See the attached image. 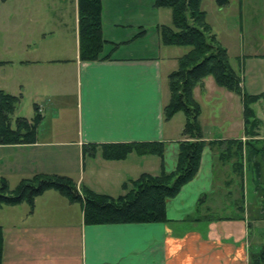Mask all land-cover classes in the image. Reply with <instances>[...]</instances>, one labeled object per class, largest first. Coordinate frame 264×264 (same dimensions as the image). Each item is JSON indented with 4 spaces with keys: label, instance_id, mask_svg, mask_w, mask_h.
I'll list each match as a JSON object with an SVG mask.
<instances>
[{
    "label": "crops",
    "instance_id": "0c3cea01",
    "mask_svg": "<svg viewBox=\"0 0 264 264\" xmlns=\"http://www.w3.org/2000/svg\"><path fill=\"white\" fill-rule=\"evenodd\" d=\"M100 2L101 35L105 42L103 55H108V59L81 62L78 59L77 0H0V9H4L1 20L4 22V43L10 53L14 48L11 43L17 42L22 49L20 57H10L4 65L25 70L24 75L31 69V74L35 76L32 83H40L46 89L47 85L53 86V91L41 97H45L58 113L62 110L56 118L51 116L54 111L50 107L46 109L44 105H33L43 117L37 129L36 142L32 145L0 146V149L15 152L31 149L25 163H31L39 170L32 174H44L50 172L43 168L51 161L43 163L47 154L39 149L55 145L75 147L79 160L83 162L86 157L88 161L87 170L84 165L78 179H72L77 186L83 185L94 193L117 197L122 194L121 185L124 182L136 179L142 173L157 175L160 160L155 156L130 154L122 161H105L99 149L95 157L84 155L85 147L163 142V168L167 173L173 172L185 118L174 122L178 113L164 122L162 110L169 99L167 77L176 69L177 59L182 55L174 54L176 57H173L171 53L165 54L163 48L169 47L163 46L157 37L150 38L156 19L150 23L143 17L145 10L151 13L153 9H158L152 0ZM41 10L48 12L49 24L55 26L53 28L58 34L57 41L61 45L57 48V59H38L43 58L41 54L45 50H40V54L37 42L45 41V35L52 33L44 30L45 19L41 23L38 20ZM156 31L159 33L158 29ZM68 34L71 48L67 52L62 41ZM248 58L259 61L262 66V88L247 93L241 84L242 90L249 95H261L262 99L256 104L264 106V49L262 53L251 54ZM21 84L24 89L28 82L22 80ZM193 98L201 109L199 123L202 139L206 143L228 139L245 141L239 96L218 87L212 77H206L202 88L197 86L193 89ZM204 102L215 104L211 109L213 116L210 122L203 120ZM70 109L74 113L75 141L53 143L51 139L67 138V129L59 123L60 128L53 127L51 130L45 124L53 125L61 119L69 121ZM46 138L50 143L40 141ZM218 153L217 149L204 148L194 179L184 185L176 197L166 201L164 223L85 225L80 204L81 214L68 222V217L73 220L68 211L73 209L74 204L58 194L59 198L51 194L54 191L45 192L35 198L33 211H20L9 224H0L3 232L1 264H248L249 254L255 250L250 240L251 229L258 222H263V218L251 223L245 208L242 220L194 221L197 217L239 216L234 205L238 198L233 196L232 203L225 206V200L231 198L232 192L225 191L224 197L216 189L214 171ZM16 158L9 157L5 164L12 165L13 161L17 164L19 156ZM246 173L247 164L244 168V188ZM234 180V183L231 182L233 185ZM202 195H207V200L197 212V203ZM220 195L222 203H219ZM218 204L222 206L217 207ZM215 210H230L232 213L227 217L215 216L212 214ZM62 215L66 217L64 223ZM72 230L76 231V237ZM73 237L77 238L76 247L72 244Z\"/></svg>",
    "mask_w": 264,
    "mask_h": 264
},
{
    "label": "trees",
    "instance_id": "16d2710c",
    "mask_svg": "<svg viewBox=\"0 0 264 264\" xmlns=\"http://www.w3.org/2000/svg\"><path fill=\"white\" fill-rule=\"evenodd\" d=\"M152 1L155 8L169 9L171 12L172 27H158L161 44L165 47L188 49L177 59L176 69L167 77L169 99L162 110L164 122L170 121L178 113H182L185 118L174 171H164L163 142L89 145L85 147L84 155L95 157L99 149L100 156L105 161H122L130 154L140 157L155 156L160 160V172L155 176L142 173L136 179L124 182L121 185L122 194L117 197L94 193L83 185L78 187L71 178L61 175L36 174L22 179L14 190H10L6 180L0 177V208L27 203L32 211L35 198L47 191H54L70 204H80L85 225L164 223L166 201L176 197L181 188L194 179L202 152L208 146L218 150V163L221 166L228 165L231 174L239 181L240 197L234 204L239 216H209L207 219L197 217L194 221L243 219L245 165L251 163L255 177L260 176L264 166V139L260 141L256 138L261 121L252 108L262 96L249 95L242 90L241 79L232 68L226 49L217 42L206 23V14L200 9L202 0ZM216 2L221 8L227 5L228 0ZM77 5L78 59L81 62L107 60L108 55H103L105 42L101 35L100 0H77ZM206 77H212L218 87L240 97L246 137L244 142L240 139H228L206 143L202 139L199 123L201 109L193 98V89L197 86L202 88V81ZM19 101V97L0 90V146L32 145L36 142L37 129L43 120L37 106H34L31 120L18 117L14 120V128L11 126ZM254 143L263 145L258 147ZM206 200L207 195L199 198L197 212ZM2 252L3 232L0 227V264ZM248 264H264V244L257 253L250 252Z\"/></svg>",
    "mask_w": 264,
    "mask_h": 264
},
{
    "label": "rangeland",
    "instance_id": "374dc122",
    "mask_svg": "<svg viewBox=\"0 0 264 264\" xmlns=\"http://www.w3.org/2000/svg\"><path fill=\"white\" fill-rule=\"evenodd\" d=\"M200 9L206 14V23L210 26L211 32L213 35H215L217 42L223 48L226 49L230 64L239 75L241 83L243 86H245L247 93H251L253 91H257V89L262 88V77L260 73L262 66L260 65L259 61L249 59L248 57L251 54L262 53L264 49V0H228L227 5L221 8L217 5L216 0H202L200 4ZM42 11L45 13V16H43ZM145 11L146 14L143 17L144 21L151 23L154 19H156V22H154L155 24H153L152 26L154 31L152 32L150 38L154 39L155 37H157L160 39V35L156 31L160 24H162V26L165 25L168 27H172L170 10L153 9L151 13H148L147 10ZM40 14L41 15L38 19L40 23L43 19H45L44 30L46 32L52 33L45 35V41L39 40V42H37L40 54V50H45V53L41 54L43 55V58L38 59H57V48L61 44L57 41L58 34L55 32V28H53L55 26L49 24L50 17L47 16L48 12H45V10H41ZM3 17L4 9L2 7L0 9V63L3 64L0 65V90H3L9 95L19 97L20 99L16 111L12 116L11 126L12 128H14V120L16 118L23 117L29 119L33 117V105H44L46 109L49 108L51 104L48 103L45 97L42 98L41 95L49 91H53L54 88L51 85H47L46 89L44 86L40 85V83L39 85L36 83H32V79H35V76L31 74V69L26 75H24L22 73H25V70H21L19 68L16 69V67H13L11 69L4 65V63L8 59H10V57H20L22 49L17 42L11 43L14 47L12 53H10V50L7 49L4 43V22H1V20H3ZM69 33L71 34V32ZM62 42H64L63 45L65 46V50L68 52L71 48L70 35H66L64 37V41ZM186 49L187 48L184 49L182 47H169L163 48L162 52H164L165 54L171 53L170 56L174 57L175 55H183ZM175 67H177V63ZM8 77H10V80H8ZM22 80L28 82V85H24V89L21 86ZM38 95H40V97ZM70 102H72V100ZM214 106L215 104H208L204 102V121L210 122L211 117L213 116L211 115V109H213ZM50 108L54 111L51 116H57L56 118H58L59 115L62 114V110H60L58 113L56 108ZM252 108L254 109L256 117L261 121V126L258 130L259 134L256 137L261 141L264 139V106H261L260 103H258L253 105ZM70 110L71 112L69 113V121H64L63 119H61L59 122H54L53 125L45 124V127H50L51 130L53 127H59L60 124L62 125V127H66L67 129V134L69 136L63 139H51L50 141H52L53 143L57 141L73 143L75 141L76 131L75 123L73 122L74 113L72 109ZM177 116L178 117H175L174 122H178V120H183L184 118V115L182 113L178 114ZM256 138H253V140H255ZM40 141H43L42 143H50L49 138H46L45 140L40 139ZM255 145L261 147L263 144L261 143ZM29 150L31 149H28V151L23 152H15L11 151L10 149H0V177H3L6 180L10 190H14L22 179L30 178L33 175H36L32 173H37V171H39L36 170L37 168L31 165V163H25V159L29 158L30 156ZM39 150H41L40 152H46L47 154L42 161L43 163L51 161L49 166L47 165L43 168L50 171L49 173H44L46 175H61L74 179V181H76V179H78V174L83 171L84 165L86 166L85 170H87L88 161L86 157L83 162L80 161L78 151L75 147L62 148L56 147L55 145L52 147H44ZM11 156L14 157V160L17 159L16 156H19V161L17 162V164H15V162L13 161L12 165H6V160H8ZM20 159L23 162H21ZM251 168V163L247 164V182L245 181V188L243 182V191L245 189L244 209H247L249 220L251 223H253V221L256 220L258 222V220L261 218L264 219V166L259 177L254 176ZM214 172H216V189H218L219 192L224 195V197L225 191L230 190V192H232V194L230 193L231 198H227L225 200L224 205L227 206L229 205V203H232L233 196V198L240 197L238 184L239 181L234 175L230 174V168L228 165L221 166L218 161ZM233 178H235V180ZM233 180L235 181L234 185ZM228 181H231L233 183L229 184ZM236 184L238 187L235 188ZM51 194L59 198L57 193L52 192ZM219 200V203L223 202L222 195H220ZM64 202L66 201L64 200ZM26 204L27 203H23L21 206L18 207L2 206L0 208V224H9L13 216L20 211L21 213H27L30 208ZM72 206L73 209L68 212L70 213L73 220L68 217V222L74 221V218H78L81 214L78 204H74ZM221 206L222 205L218 204L217 207ZM230 209L233 211L232 207ZM58 211L61 212L60 210ZM232 211L215 210L212 214H214L215 216L227 217L232 213ZM61 218L63 219L62 223H64L66 221V217L62 215ZM71 233H73V236L76 237L75 230H72ZM74 237L72 244L76 247L77 238ZM250 240L253 250L255 249L253 253H257L256 251L259 249V247L264 244V221H261L260 223L258 222V225L256 224L252 227Z\"/></svg>",
    "mask_w": 264,
    "mask_h": 264
}]
</instances>
